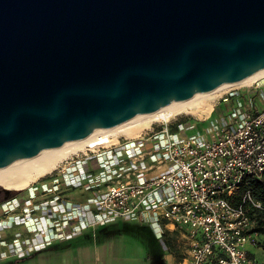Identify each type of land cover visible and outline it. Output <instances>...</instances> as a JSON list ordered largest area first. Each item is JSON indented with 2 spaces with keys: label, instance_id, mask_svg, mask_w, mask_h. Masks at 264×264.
Segmentation results:
<instances>
[{
  "label": "water",
  "instance_id": "1",
  "mask_svg": "<svg viewBox=\"0 0 264 264\" xmlns=\"http://www.w3.org/2000/svg\"><path fill=\"white\" fill-rule=\"evenodd\" d=\"M264 73V0H0V168Z\"/></svg>",
  "mask_w": 264,
  "mask_h": 264
},
{
  "label": "built area",
  "instance_id": "2",
  "mask_svg": "<svg viewBox=\"0 0 264 264\" xmlns=\"http://www.w3.org/2000/svg\"><path fill=\"white\" fill-rule=\"evenodd\" d=\"M260 80L264 83V76ZM234 92L221 95V101ZM179 116L153 118L136 136L121 135L68 160L61 169L95 158L100 180L113 183L95 202L94 221L28 249L19 245L11 257L80 229L130 220L180 238L177 264H264L249 253L260 235L257 220L264 206L250 190H241L246 179L264 175V109L249 112L237 104L208 134L189 131ZM53 175L47 177L55 180Z\"/></svg>",
  "mask_w": 264,
  "mask_h": 264
},
{
  "label": "rangeland",
  "instance_id": "3",
  "mask_svg": "<svg viewBox=\"0 0 264 264\" xmlns=\"http://www.w3.org/2000/svg\"><path fill=\"white\" fill-rule=\"evenodd\" d=\"M254 90L255 103L259 110L264 109V83L258 79L250 87L234 88L233 90ZM214 102V103H213ZM220 97L212 99L210 111L200 113L201 117H194L185 113L179 114L180 122L187 123L191 126L192 131L200 133H207L208 124L211 120H218L223 122L226 119L223 117L226 110L220 107ZM212 110V111H211ZM186 118L185 121H182ZM207 124V128L205 127ZM148 125V123H140L131 125L122 129L118 137L133 130L132 128L141 129V131ZM140 131V132H141ZM125 132V133H124ZM139 134V133H138ZM136 136V135H135ZM79 155V154H78ZM84 158V157H83ZM65 164V163H64ZM63 164V167L65 165ZM61 167V168H63ZM55 171L53 177L57 183H52L44 180L45 177L39 178L38 182L31 184L28 188L23 190L26 200L32 201L38 191L50 190L49 194L58 196L57 205L49 209L45 208L42 214L26 216L23 219L11 218L10 215H5L0 222V261L3 262L11 257L17 251L19 245L28 249L31 244L36 241H49L52 235H65L68 232L78 228L80 223L93 222L95 215L98 213L96 201L101 198L108 186L112 185L111 181H102L98 175L99 168L95 158H86L66 168ZM50 176V175H48ZM53 187V188H52ZM51 190L53 192H51ZM20 192V191H19ZM21 200L18 197V203ZM12 202L5 205H0V215L5 212L7 208H17L18 203ZM30 208V206L28 205ZM30 212V211H28ZM48 212V213H46ZM4 216V215H2ZM10 217V218H9ZM120 225L110 226L113 236L105 242L109 245L103 249L94 247L92 244H87L90 247L84 254L75 257L73 264H166V255L164 252V245L160 239L155 235L153 229L146 224H132L129 222H119ZM116 223V224H119ZM21 233L24 234L21 236ZM169 235V234H168ZM262 236H258L256 247L264 250V243H262ZM171 242V248L176 256L180 258V251L183 248V242L180 238L169 235L167 236ZM255 252L258 249H254ZM36 250L27 253L19 261L24 260L30 255H33ZM259 254V255H258ZM260 253L257 252L256 257L259 259Z\"/></svg>",
  "mask_w": 264,
  "mask_h": 264
},
{
  "label": "bare ground",
  "instance_id": "4",
  "mask_svg": "<svg viewBox=\"0 0 264 264\" xmlns=\"http://www.w3.org/2000/svg\"><path fill=\"white\" fill-rule=\"evenodd\" d=\"M263 76L264 73H261L245 78L235 84L225 85L198 97L181 101L169 108L157 110L113 128L90 134L73 144L39 153L11 166H3L0 168V187L12 191H22L39 178L53 174L59 168L63 167V164L73 156L85 155L102 142H116L119 138L117 136L119 132L131 125L148 123L153 118H166L170 115L175 116L182 113L194 117H201V112L203 114L204 112L210 111L212 99H217L234 88L250 87ZM132 129L127 133L124 132V135L129 137L135 136L141 131V129L136 127Z\"/></svg>",
  "mask_w": 264,
  "mask_h": 264
},
{
  "label": "crops",
  "instance_id": "5",
  "mask_svg": "<svg viewBox=\"0 0 264 264\" xmlns=\"http://www.w3.org/2000/svg\"><path fill=\"white\" fill-rule=\"evenodd\" d=\"M254 93V90L248 89L237 92L235 91L234 95L228 97L229 99L226 102L222 101L220 103V107L226 110L225 115L223 117L226 118L230 110L236 107L237 104H240L242 106V109L245 111H261L256 106ZM262 99L264 100V98ZM185 119L186 118H183L182 121H185ZM219 123L220 122L218 120H211L210 124H208V127H216ZM205 127L207 128V124H205ZM192 132L197 131H195L194 129L192 130ZM119 222H129L132 224L139 223L130 220H116L113 222L106 223L104 225H98L82 230L80 229L69 236L58 238L52 241L51 244L42 246L39 250H36L37 252H34L33 255H30V257L24 260L19 261L16 258H10L3 262L0 261V264H73V261L74 263L76 262L75 257L84 254L85 251L90 247L87 244H92L94 247L96 246V249L99 247L100 249H103V247L109 245V243L105 241L113 236V233H111L112 230L110 229V226L120 225ZM146 225H149V227L154 230L156 237L162 241L164 245V252L166 255V264L179 263L178 256H176L175 252L171 248V241L166 237V235H169L164 233L163 229L158 226H152L150 224ZM261 238L263 239L262 243H264V236ZM253 248L258 249L256 251L261 254L259 259L256 257L257 252H255ZM249 253L251 257H254L257 260L264 259V250L262 248L251 247L249 248Z\"/></svg>",
  "mask_w": 264,
  "mask_h": 264
},
{
  "label": "flooded vegetation",
  "instance_id": "6",
  "mask_svg": "<svg viewBox=\"0 0 264 264\" xmlns=\"http://www.w3.org/2000/svg\"><path fill=\"white\" fill-rule=\"evenodd\" d=\"M51 179L53 180L52 177H46L44 180L49 181ZM38 181L39 179L36 182ZM52 183H57V181L53 180ZM38 184H40V182H38ZM49 192L50 190H46V192H44V188H43V190L38 191V194L34 196V199L32 201H30V200H26L27 196H24L25 192H23V190L19 192V191L7 190L5 188L0 187V205L17 202L18 197L21 200L19 203L17 202L18 203L17 208L14 207L7 208L5 212L0 215V222H1V218L5 217V215H9V216L11 215L12 216L11 218H18L19 220V219H23L26 216L35 215V213L42 214L45 208L47 209H49V207L53 208L54 206L57 205L58 196H55L52 193L49 194ZM51 192L53 191L51 190ZM28 205L30 206V208L28 207ZM22 235L24 234L21 233V236ZM19 251L21 252V248ZM19 255L20 254H17V256L14 257L16 259H21L22 257H20Z\"/></svg>",
  "mask_w": 264,
  "mask_h": 264
},
{
  "label": "trees",
  "instance_id": "7",
  "mask_svg": "<svg viewBox=\"0 0 264 264\" xmlns=\"http://www.w3.org/2000/svg\"><path fill=\"white\" fill-rule=\"evenodd\" d=\"M250 190L254 199L264 206V175L262 179L248 178L246 179L241 187V190ZM257 230L260 234L264 235V214L259 216L257 220Z\"/></svg>",
  "mask_w": 264,
  "mask_h": 264
}]
</instances>
